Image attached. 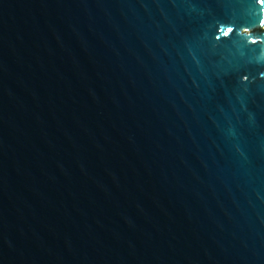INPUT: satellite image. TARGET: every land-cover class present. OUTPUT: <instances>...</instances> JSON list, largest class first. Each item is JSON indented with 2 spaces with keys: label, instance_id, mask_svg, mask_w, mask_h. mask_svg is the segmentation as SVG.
I'll return each instance as SVG.
<instances>
[{
  "label": "water",
  "instance_id": "water-1",
  "mask_svg": "<svg viewBox=\"0 0 264 264\" xmlns=\"http://www.w3.org/2000/svg\"><path fill=\"white\" fill-rule=\"evenodd\" d=\"M0 264H264V0H0Z\"/></svg>",
  "mask_w": 264,
  "mask_h": 264
}]
</instances>
